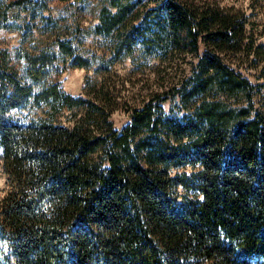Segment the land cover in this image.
<instances>
[{"label":"trees","instance_id":"trees-1","mask_svg":"<svg viewBox=\"0 0 264 264\" xmlns=\"http://www.w3.org/2000/svg\"><path fill=\"white\" fill-rule=\"evenodd\" d=\"M48 1L0 0V28L28 43L21 69L0 50V264H264V113L243 73L264 67V0H97L109 63L138 49L195 59L120 126L111 97L47 79L56 61L91 64Z\"/></svg>","mask_w":264,"mask_h":264},{"label":"rangeland","instance_id":"rangeland-1","mask_svg":"<svg viewBox=\"0 0 264 264\" xmlns=\"http://www.w3.org/2000/svg\"><path fill=\"white\" fill-rule=\"evenodd\" d=\"M220 5L247 4L248 0H216ZM97 0H49L48 11L56 17L61 31L77 45L78 50L87 56L91 64L88 68L67 67L56 61L50 67L47 79L59 81L61 88L73 95H83L97 101L111 97L117 108L110 114L114 126H120L127 121L128 109L139 106L155 93H163L179 84L180 79L188 72L195 60L190 54H172L167 57L146 56L138 49L133 55L117 59L109 63L110 52L105 40L91 31V26L97 21ZM43 45L48 44L51 36L44 37ZM264 41V37L260 38ZM259 39V40H260ZM42 43L39 44L42 46ZM28 45L23 42L20 32L16 29L0 28V50L8 49L11 60L19 69L24 61L19 59L14 49H22ZM233 64L245 65L242 53L231 56ZM108 64V69L99 72L96 67ZM252 83L256 84L253 94V107L264 113V67L243 70ZM103 91H107L104 94ZM168 108L169 101L163 102ZM40 109L31 112L40 113ZM78 109H64L60 121L64 124L73 122V114L78 116ZM24 111L22 110V112ZM189 169V167H187ZM6 175L0 165V199L5 192Z\"/></svg>","mask_w":264,"mask_h":264}]
</instances>
